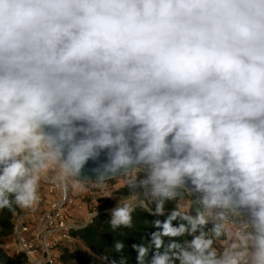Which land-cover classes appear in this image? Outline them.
I'll list each match as a JSON object with an SVG mask.
<instances>
[{"label":"clouds","instance_id":"9594fccd","mask_svg":"<svg viewBox=\"0 0 264 264\" xmlns=\"http://www.w3.org/2000/svg\"><path fill=\"white\" fill-rule=\"evenodd\" d=\"M46 178L123 181L114 231L194 196L137 264H264V0H0V211Z\"/></svg>","mask_w":264,"mask_h":264},{"label":"trees","instance_id":"16d2710c","mask_svg":"<svg viewBox=\"0 0 264 264\" xmlns=\"http://www.w3.org/2000/svg\"><path fill=\"white\" fill-rule=\"evenodd\" d=\"M123 194L129 195L130 190L128 187L121 191ZM188 198V196H185ZM184 198V199H185ZM176 201H169L165 205L164 216H153L146 211L137 209L133 213V227L132 228H119L112 230L108 221L110 215L103 212V208L98 211V215L91 218L84 227L72 229L68 235L72 239H79L83 245L90 252V255L83 256L74 250L64 248L60 257L63 264H107L99 259L103 255H108L109 260H116L119 264L121 256L127 257V264H137V253L131 247L133 244H144L148 246L150 244V233L156 231L152 226V221L155 219L164 220L166 215L175 208ZM154 208L155 205L153 204ZM193 207V208H192ZM191 211H195L194 203L191 206ZM19 212V208H16L14 212H10L7 209L0 211V264H26V258L24 254L18 253L14 256H9V251L4 246L13 240V216ZM174 224H178L179 221H174ZM208 227H211L208 225ZM181 242L183 239H191V237L177 238ZM117 241H121L125 245V249L122 253H117L114 250V244ZM168 242V238H165V243ZM154 248H150L148 260H150Z\"/></svg>","mask_w":264,"mask_h":264},{"label":"built area","instance_id":"2783aa9c","mask_svg":"<svg viewBox=\"0 0 264 264\" xmlns=\"http://www.w3.org/2000/svg\"><path fill=\"white\" fill-rule=\"evenodd\" d=\"M43 187L44 197L40 196L38 205L30 210V213L41 211L44 206L38 222L28 223L24 214H14L12 238L17 254H24L26 264H62L53 241L70 238L69 231L84 227L91 221L92 213L77 223L75 214L84 204L77 203L69 189L65 192L55 179L47 178Z\"/></svg>","mask_w":264,"mask_h":264},{"label":"rangeland","instance_id":"374dc122","mask_svg":"<svg viewBox=\"0 0 264 264\" xmlns=\"http://www.w3.org/2000/svg\"><path fill=\"white\" fill-rule=\"evenodd\" d=\"M143 175V174H141ZM47 180L44 179L41 184H40V188H39V195L41 197H44L43 194V190H44V184L45 181ZM108 187L107 188H97L95 185L89 183V184H85V185H79V184H72L69 186V192L72 193V196L75 198V200L77 201V203L82 202L84 204L83 209L81 211H78L75 216H76V220L77 223L78 222H83L88 214H91L93 212H97L100 211L101 208H103V212L109 214L107 212V210L111 207H115L116 204L118 203V201L120 200L121 197H126L128 195L123 194L121 191L126 188V186H124L123 181H115V180H110L108 181ZM129 189V188H128ZM91 191V192H89ZM106 194H111V197H106ZM44 200V199H43ZM195 200L194 197H188L182 200H177L175 202V207L176 204H179L182 209L184 210H188L189 208H191L193 201ZM41 211H37V212H33L30 213L31 209H20L19 208V212L15 213L19 216V214H24L26 217V222L28 223H37L40 216L42 215L43 207H40ZM191 214H195V211H191ZM110 215V214H109ZM14 217V216H13ZM211 226V224H209ZM53 243L56 244L55 247V251L56 253H60L59 258L61 257L63 248H68L71 250L76 251L77 253H79L80 255L84 256V252L83 249L78 246L77 243H75L73 240H71V238H61V239H55L53 241ZM11 247H5V249H7L9 251V249H12L11 252L9 251V256H14L17 254L16 250V244L13 240H11ZM66 246V247H63ZM216 246L218 248L222 247L223 245L220 242H217ZM14 253V255H13ZM62 263V261H61ZM63 264V263H62Z\"/></svg>","mask_w":264,"mask_h":264},{"label":"crops","instance_id":"0c3cea01","mask_svg":"<svg viewBox=\"0 0 264 264\" xmlns=\"http://www.w3.org/2000/svg\"><path fill=\"white\" fill-rule=\"evenodd\" d=\"M71 240H73L75 243H77L78 244V246H80L82 249H83V254H84V256H88V255H90V252L87 250V248L83 245V243L79 240V239H72L71 238ZM11 241H9V243H7L6 245H5V247L7 246V247H11ZM63 247H66V246H64L63 245ZM64 249V248H63ZM11 250L12 249H9V251L11 252ZM13 255H14V253H13ZM58 255H60V253H58Z\"/></svg>","mask_w":264,"mask_h":264},{"label":"bare ground","instance_id":"6f19581e","mask_svg":"<svg viewBox=\"0 0 264 264\" xmlns=\"http://www.w3.org/2000/svg\"><path fill=\"white\" fill-rule=\"evenodd\" d=\"M112 208H114V207H111V208H109L108 210H107V212L110 214V210L112 209ZM111 215V214H110Z\"/></svg>","mask_w":264,"mask_h":264},{"label":"water","instance_id":"95a60500","mask_svg":"<svg viewBox=\"0 0 264 264\" xmlns=\"http://www.w3.org/2000/svg\"><path fill=\"white\" fill-rule=\"evenodd\" d=\"M92 166H94V165H92L91 163L89 164V167H92ZM194 197V196H193ZM195 198V197H194Z\"/></svg>","mask_w":264,"mask_h":264}]
</instances>
